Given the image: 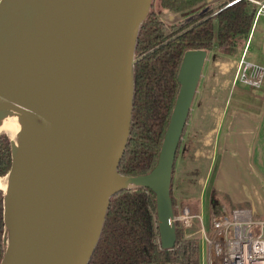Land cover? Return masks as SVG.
I'll return each instance as SVG.
<instances>
[{
	"label": "water",
	"instance_id": "95a60500",
	"mask_svg": "<svg viewBox=\"0 0 264 264\" xmlns=\"http://www.w3.org/2000/svg\"><path fill=\"white\" fill-rule=\"evenodd\" d=\"M27 1L0 0V32L6 47L30 35V29L19 27L22 17L17 11ZM44 1L56 68V94L45 117L17 105L24 116L46 126L42 218L35 247L10 263L19 259L17 264H85L98 236L108 196L130 186L147 185L153 191L160 245L170 246L174 219L167 195L169 171L203 51L192 48L181 57L177 96L156 165L145 175L123 176L115 168L128 133L132 46L137 25L151 0ZM34 17L30 15L29 19L33 21ZM5 227L7 237L0 264L10 256L9 244L16 242Z\"/></svg>",
	"mask_w": 264,
	"mask_h": 264
},
{
	"label": "trees",
	"instance_id": "16d2710c",
	"mask_svg": "<svg viewBox=\"0 0 264 264\" xmlns=\"http://www.w3.org/2000/svg\"><path fill=\"white\" fill-rule=\"evenodd\" d=\"M207 2L156 0V5L181 17L202 10ZM254 11V5L248 0H223L216 12L210 14L203 10L174 31L164 33L159 17L148 7L137 25L132 46L130 115L124 148L116 162L118 174L127 177L145 175L156 165L177 96L179 82L176 76L183 53L192 48L209 51L215 47L224 55L232 54L246 38ZM262 52L264 55V44ZM177 151L178 143L168 177L170 208L175 203L170 187ZM12 155L5 133L0 132V177L9 172ZM2 192L0 188V260L7 235ZM108 197L98 236L85 264H200L198 238L184 236L177 220L171 222L170 246L160 245L155 196L150 187L122 188ZM212 210L214 214L219 212Z\"/></svg>",
	"mask_w": 264,
	"mask_h": 264
},
{
	"label": "rangeland",
	"instance_id": "374dc122",
	"mask_svg": "<svg viewBox=\"0 0 264 264\" xmlns=\"http://www.w3.org/2000/svg\"><path fill=\"white\" fill-rule=\"evenodd\" d=\"M222 1L208 0L207 4L202 8L212 13ZM149 8L159 17L161 22L160 28L164 33L174 31L188 20H191V17L200 14L201 11L194 10L190 15L181 17L175 14L173 17L171 13L167 14L159 9L156 5V0H151ZM251 25L246 38L240 41L236 50L230 55H224L215 47L209 51L201 49L204 56L191 93L192 96L189 101L187 115L183 124L184 127L178 142V151L174 160L172 174L178 180L177 182L179 184H177V188L174 191L172 190V195H177L176 202L178 200V204L176 206L174 203L170 208V212H173V216L179 215L180 209L184 207L193 215L199 214L200 225L206 233L210 229V218L214 215L212 209L219 211L220 206H223V209L229 212L232 209L231 207L239 208L229 205L228 198L223 196L224 194L220 195L210 190L209 197L208 192H206L207 188L210 185L212 187L213 185L215 186V183L221 180L219 185L222 189L221 191L230 197L231 194H236L238 197H241L247 191L237 182L236 177L232 174L226 177L223 174L222 178H220L217 171L220 167L224 172L225 167L227 169L229 163L236 161V163H239L242 173L245 174L247 169L244 163L242 164L240 158L242 154V159L245 160V157L243 158L245 152L239 154L234 147L235 145L229 141L230 139H228V143H222V139H224L222 134L228 129L225 126L230 122L229 117L234 112L248 116H260L264 111V55L262 52V46L264 44V17L258 16L253 28ZM6 43L0 38V50L6 48ZM243 49L244 61L246 59L250 60L257 65L260 64L263 68L260 75V82L257 86L242 81V77H240L241 72L240 70L237 71L236 65L239 63L237 60H239ZM2 69L0 67V72ZM262 122L264 123V120ZM262 122L260 126H262ZM215 126L217 130L214 135ZM260 131V137L263 136V139H261V142H258V139H256V148L255 146L253 147V150L255 149L253 154L255 157L258 155L261 160H264L263 126ZM5 135L9 141L11 150H13V155L15 154L14 156H16L13 142L6 133ZM220 155L222 158L219 161ZM247 160L252 165L250 151L248 150ZM222 165L225 167L223 168ZM236 169L240 174L239 167H236ZM205 170V185L202 187V190H199L200 181L198 176ZM186 178H188V184L191 185V188L185 184ZM180 180L183 181V185ZM247 199L250 201L249 196L241 200L246 202L248 201ZM219 200H221V203H219ZM257 206H259L260 212L264 213V200ZM3 209L4 205L2 202V213ZM260 215L263 216V214ZM200 225L198 217H193L191 224L183 228V233L184 236L198 238L199 262L200 264H205V244L201 238Z\"/></svg>",
	"mask_w": 264,
	"mask_h": 264
},
{
	"label": "bare ground",
	"instance_id": "6f19581e",
	"mask_svg": "<svg viewBox=\"0 0 264 264\" xmlns=\"http://www.w3.org/2000/svg\"><path fill=\"white\" fill-rule=\"evenodd\" d=\"M20 8L17 10L22 17L19 27L30 29V35L25 40L19 37L0 50V67L3 68L0 72V132L7 134L16 151L12 169L0 177L4 223L16 239L14 245L9 244L7 248L10 256L1 264H17L19 259L17 263L9 260L35 247L44 202L46 126L24 116L17 105L45 117L52 109L51 101L57 90L46 3L28 0ZM30 15L35 16L33 21ZM1 25L0 17V30Z\"/></svg>",
	"mask_w": 264,
	"mask_h": 264
},
{
	"label": "built area",
	"instance_id": "2783aa9c",
	"mask_svg": "<svg viewBox=\"0 0 264 264\" xmlns=\"http://www.w3.org/2000/svg\"><path fill=\"white\" fill-rule=\"evenodd\" d=\"M248 1L255 10L251 22L253 28L258 16L264 17V0ZM238 68L242 81L254 86L258 84L263 69L260 64H250L240 56ZM247 71L252 72L251 77ZM219 211L210 218L207 233L200 225L199 214L193 215L187 208L182 207L173 219L184 228L191 224L193 217H198L205 244V264H264V218H254L250 210L244 208H232L228 212L221 206Z\"/></svg>",
	"mask_w": 264,
	"mask_h": 264
},
{
	"label": "crops",
	"instance_id": "0c3cea01",
	"mask_svg": "<svg viewBox=\"0 0 264 264\" xmlns=\"http://www.w3.org/2000/svg\"><path fill=\"white\" fill-rule=\"evenodd\" d=\"M164 12L167 13L166 11H164ZM167 14H169V13H167ZM168 16L174 17L175 15L172 14L171 16L170 15H168ZM241 56L243 59L244 58V49L242 51ZM237 61H239V60H237ZM246 61L250 64L257 65L256 63H253L250 60L246 59ZM236 66H237V69H239L238 65H236ZM247 73H248L247 75H249V77L252 76L251 71H249V72L247 71ZM259 82H260V80H259ZM221 115H222V113H221ZM229 120H230V122L228 123V125L225 126L228 129H226L225 133L222 134V137L224 138V139H222L223 140L222 143L223 142L228 143V139H230L229 141H231V143L235 145L234 147L237 149L239 154L241 152H245V154L243 156V158L245 157V160L242 159V154H241L240 158L242 160V164L244 163V166L247 170H246L245 174H243L241 171V168L239 166V163H236V161H233V163H229L227 165V169L224 165H222L223 168L225 167L224 172L219 167L220 170L218 169V171H217L218 176H220V178H222L223 174L225 177L229 176V174H232L234 177H236L237 182L239 184H241L243 186V188L247 191H246V194L241 196V197H238L236 194L230 193L231 194V197H230V196H228V194L223 193L221 191L222 189L219 186L221 180H219L217 183H215V186L213 185V187H212L210 185V187L207 188L206 192H208L207 194L209 197H210V190H213L214 192H216L217 194H220V195L224 194L223 196H226L228 198V201H229L228 204L229 205L237 206L239 208L248 209V210H250L251 215L254 218L263 219L264 213L260 212V210H259L260 208L257 205L260 204L261 202H263V200H264V160H261L258 155L256 157L254 156L253 153L255 152V149L253 150V147L256 145V143H255L256 139H258V142H261V139H263V136L260 137V132H261L260 129L262 128V126L264 127V123L262 122L264 120V111L261 113L260 116H256V115L248 116V115H242L238 112H234L229 117ZM261 122H262V126H260ZM214 129H215V131H214V135H215V132L217 130L216 126ZM255 148H256V146H255ZM247 150L250 151V160L252 162V165L250 164V161L247 160ZM221 158H222V156L220 155L219 161L221 160ZM236 167L237 168L239 167L240 174L237 172ZM205 172H206V170L200 176H198L199 181H200V184H199L200 189L199 190H202V187L205 185V181H206ZM171 179H172V182H171L170 189H171V195H172V190L174 191V189L177 188V184H179V183L177 182L178 180L175 179V177H173V174H172ZM180 181H181V184L183 185V181L182 180H180ZM185 184H187V187L191 188V185L188 184V178H186ZM173 196H174L175 205H176V204H178L177 203L178 200L176 202V199H177L176 196L177 195L173 194ZM246 196L250 197V201H249V199H247L248 201H246V202L244 200H241L242 198H244ZM219 203H221V200H219ZM231 208H235V207H231ZM260 214H263V216Z\"/></svg>",
	"mask_w": 264,
	"mask_h": 264
}]
</instances>
